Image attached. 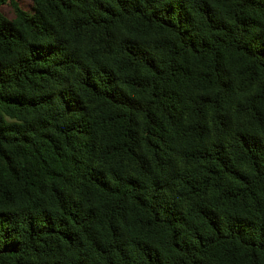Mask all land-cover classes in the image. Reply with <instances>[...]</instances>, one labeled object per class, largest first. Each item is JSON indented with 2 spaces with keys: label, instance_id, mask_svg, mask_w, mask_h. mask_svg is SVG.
Returning <instances> with one entry per match:
<instances>
[{
  "label": "trees",
  "instance_id": "16d2710c",
  "mask_svg": "<svg viewBox=\"0 0 264 264\" xmlns=\"http://www.w3.org/2000/svg\"><path fill=\"white\" fill-rule=\"evenodd\" d=\"M0 0V264H264V0Z\"/></svg>",
  "mask_w": 264,
  "mask_h": 264
},
{
  "label": "rangeland",
  "instance_id": "374dc122",
  "mask_svg": "<svg viewBox=\"0 0 264 264\" xmlns=\"http://www.w3.org/2000/svg\"><path fill=\"white\" fill-rule=\"evenodd\" d=\"M28 0H16V3H17V6L25 11V12H30V8H29V5H28ZM0 10L7 16H10L11 15V7L8 6V5H3L0 7Z\"/></svg>",
  "mask_w": 264,
  "mask_h": 264
}]
</instances>
